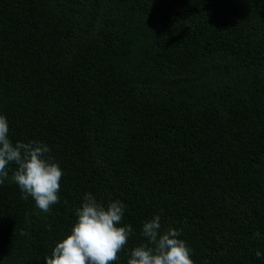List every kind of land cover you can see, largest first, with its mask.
Masks as SVG:
<instances>
[{
  "label": "trees",
  "instance_id": "trees-1",
  "mask_svg": "<svg viewBox=\"0 0 264 264\" xmlns=\"http://www.w3.org/2000/svg\"><path fill=\"white\" fill-rule=\"evenodd\" d=\"M0 115L63 170L48 213L0 185V264H46L91 193L194 264H264V0H0ZM262 253L261 258L256 252Z\"/></svg>",
  "mask_w": 264,
  "mask_h": 264
},
{
  "label": "clouds",
  "instance_id": "clouds-1",
  "mask_svg": "<svg viewBox=\"0 0 264 264\" xmlns=\"http://www.w3.org/2000/svg\"><path fill=\"white\" fill-rule=\"evenodd\" d=\"M50 147L40 141L13 142L9 137V123L0 115V185L9 176V166L15 165L13 180L22 193V199L31 197L35 207L48 213L60 203L59 192L63 170ZM125 206L121 201H98L93 194L83 197L75 209L76 220L70 234L60 240L46 264H116L133 234L131 224H124ZM182 230L168 228L162 231L161 217L155 215L142 225L145 242L132 247L126 264H194L192 250L180 238ZM258 250L256 257L261 258Z\"/></svg>",
  "mask_w": 264,
  "mask_h": 264
}]
</instances>
